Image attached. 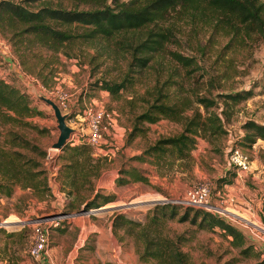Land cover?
I'll return each instance as SVG.
<instances>
[{"label": "rangeland", "instance_id": "obj_1", "mask_svg": "<svg viewBox=\"0 0 264 264\" xmlns=\"http://www.w3.org/2000/svg\"><path fill=\"white\" fill-rule=\"evenodd\" d=\"M13 1L25 2L30 8L40 7L43 2ZM57 3L58 0H52L53 5ZM61 3L69 7L73 2L62 0ZM77 7L89 5L81 3ZM176 20L184 33L177 35L178 45L171 47L193 56L200 65L198 77L190 79L185 89L206 93L214 99L209 109L220 113L226 133L212 140L197 135L191 158L175 161L170 168L163 167L162 173L154 163L132 158L157 138L175 134L182 128L181 121L165 116L154 122L135 121V116L145 107L142 94L145 95L146 85L155 79L154 68L142 69L137 81L113 97L100 87V79L122 78L127 69L123 54L110 52L102 41L78 40L69 48L71 55L62 51L51 53L37 42L27 43L25 59L36 72H41L43 82L42 77L23 69L19 56L22 47L0 28V76L29 95L31 105L40 113L27 119L46 129L39 132L27 126L1 124L0 139H3L4 127H10L33 139L43 149L51 147L59 130L53 108L40 98L42 95L56 103L61 101L62 93L65 95L63 99L71 113L66 122L75 129V138L88 145L83 121L85 106L96 101L108 113L102 123L103 142L96 149L89 145L92 154L97 153L95 157H102L104 165L99 176H91L90 185L78 183V191L70 196L65 192L71 189L69 184L64 185V191L57 178L53 181L48 176L49 194L36 195L21 187H16L10 196L0 192V264L30 262L31 219L58 210L74 214L51 228L50 256L45 260L46 264H155L156 260L152 258L139 259L138 249H143L141 240L127 233L124 227L114 231L115 213L122 212L129 218L144 221L155 204L173 203L174 198L182 195L189 186L201 181L210 186V200L219 207L215 213L240 228L246 237L245 245L252 248L242 254L231 243V236L225 235L220 228H199L197 222H193L196 207L177 206L178 213L166 218L164 231L182 235L181 248L187 253L189 264L263 263L264 139L258 137L249 143L243 135L248 119L264 123V29L262 33L253 32L236 43L235 40L229 42V37L221 31H212L209 24L195 25L185 18ZM225 64L228 66L227 77L221 75ZM245 90L252 94L239 101L223 102L226 98L222 93ZM154 96L145 95L150 101ZM191 107L185 110V115L195 108L206 113L199 103L192 102ZM134 126L137 132L131 135ZM233 143L248 156L247 169H236L229 162ZM53 152L57 155L66 153L63 149ZM65 161L67 159L60 156L56 157L55 163L59 167ZM130 166L141 169L147 181L119 183L120 169ZM96 191L111 195V198L104 204L88 208L86 201ZM102 200L99 197L98 203ZM185 213L187 216L182 219ZM7 219L11 223H5ZM110 222L111 227L108 226ZM100 230L106 234L102 238L98 237Z\"/></svg>", "mask_w": 264, "mask_h": 264}, {"label": "trees", "instance_id": "obj_2", "mask_svg": "<svg viewBox=\"0 0 264 264\" xmlns=\"http://www.w3.org/2000/svg\"><path fill=\"white\" fill-rule=\"evenodd\" d=\"M30 1L43 2L40 7L30 8L22 1L0 0V28L22 47L19 56L23 69L37 74L38 78L42 77V81L44 77L41 72H36L25 59L27 43L37 42L51 53L62 51L71 55L69 48L78 40L102 41L110 52L123 54L127 69L122 78L100 79V87L113 97L137 81L142 69H155V79L145 87L147 97L155 96L150 101L142 94L145 107L135 116V121L154 122L160 116H165L181 121L182 128L175 134L157 138L132 158L148 160L162 173L163 167L170 168L175 161L191 158L197 135L212 140L226 133L220 113L209 109L214 99L206 93L185 89L190 79L198 77L200 65L193 56L171 47L172 44L178 45L177 35L184 33L176 18H185L195 25L209 24L212 31H221L229 37V42L235 40L237 43L253 32L262 33L264 0H71L73 3L69 7L62 5V0H58L56 5L52 4V0ZM81 3L89 7L78 8L77 5ZM227 69L225 64L221 73L223 77L228 76ZM251 94V91L245 90L221 95L226 98L222 99L223 102H235ZM192 102L202 105L206 113L202 114L195 108L191 114L185 115V110L192 108ZM38 113L40 110L31 105L25 91L0 76V125L27 126L44 132L46 129L27 119ZM244 127V140L253 143L258 137L264 139V123L248 119ZM4 128L3 139H0V192L10 196L16 187H21L32 194H49L45 165L47 149L10 127ZM136 130L134 126L131 135ZM62 149L66 153L56 154V157L62 156L68 162L60 164L56 178L62 190H66V183L71 186L65 192L72 196L78 191V183L90 185L91 176H99L104 169L103 159L93 156L91 147L82 141H70ZM120 172L117 178L119 183L147 181V176L136 166L122 167ZM99 197L103 198L102 203H98ZM110 198L111 195H101L96 191L86 201V206L97 207ZM177 206L181 207L177 203L155 204L144 221L117 212L112 226L115 232L124 227L127 233L142 241L143 249H138L140 260L152 258L156 260L155 264H189L187 253L181 248L182 235H171L164 231L166 218L178 213ZM186 214L181 218H186ZM193 222H197L199 228H220L225 235L231 236V243L242 254H247L252 248L245 245L246 237L242 230L218 213L198 208ZM262 262L264 264V258Z\"/></svg>", "mask_w": 264, "mask_h": 264}, {"label": "built area", "instance_id": "obj_3", "mask_svg": "<svg viewBox=\"0 0 264 264\" xmlns=\"http://www.w3.org/2000/svg\"><path fill=\"white\" fill-rule=\"evenodd\" d=\"M64 96L65 95L62 93L60 96L61 101L57 104L63 113H69L67 110V103H65L63 99ZM106 115H108V113L105 112L102 106L97 104L96 101L94 104L90 103L85 106L83 121L86 127V141L95 149L103 142L102 123ZM75 133L76 131L70 136V141L72 142L78 141L75 138ZM53 150L58 149L50 147L47 150L45 165L49 178L54 181L58 172V166L55 163L56 153H54ZM94 154L97 153L94 152ZM229 162L236 169L244 170L247 169L249 160L244 151L239 148V145L233 143L230 147ZM210 196L211 192L208 182L201 181L189 186L182 195L174 198L173 203L180 204L183 207H196L215 212L219 207L211 202ZM230 200H232V197H230ZM73 214L74 213L58 210L31 219L32 236L28 252L32 260L27 264H46L45 260L47 261L50 256L49 242L51 228L59 225L61 221L68 219Z\"/></svg>", "mask_w": 264, "mask_h": 264}, {"label": "water", "instance_id": "obj_4", "mask_svg": "<svg viewBox=\"0 0 264 264\" xmlns=\"http://www.w3.org/2000/svg\"><path fill=\"white\" fill-rule=\"evenodd\" d=\"M42 100L50 104L53 108L54 116L57 120V128L59 130L57 139L51 144L52 148L61 150L71 139V134L75 132V129L68 125L66 119L69 117V113H63L58 104L51 98L46 96H40ZM100 209V208H98ZM96 209V210H98ZM4 223V222H3Z\"/></svg>", "mask_w": 264, "mask_h": 264}, {"label": "crops", "instance_id": "obj_5", "mask_svg": "<svg viewBox=\"0 0 264 264\" xmlns=\"http://www.w3.org/2000/svg\"><path fill=\"white\" fill-rule=\"evenodd\" d=\"M95 155L96 154L93 153V156H95ZM7 221H9V220L7 219ZM108 226L111 227V222L109 223ZM98 233H99V235H98L99 238H102L103 236L106 235L103 230H100Z\"/></svg>", "mask_w": 264, "mask_h": 264}, {"label": "bare ground", "instance_id": "obj_6", "mask_svg": "<svg viewBox=\"0 0 264 264\" xmlns=\"http://www.w3.org/2000/svg\"><path fill=\"white\" fill-rule=\"evenodd\" d=\"M102 208H103V207H102ZM5 223L9 224V223H11V222L5 221Z\"/></svg>", "mask_w": 264, "mask_h": 264}]
</instances>
